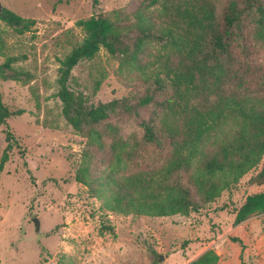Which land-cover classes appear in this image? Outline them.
<instances>
[{
    "label": "trees",
    "instance_id": "obj_1",
    "mask_svg": "<svg viewBox=\"0 0 264 264\" xmlns=\"http://www.w3.org/2000/svg\"><path fill=\"white\" fill-rule=\"evenodd\" d=\"M0 20L16 34L34 23L6 9ZM76 25L83 38L59 61L56 97L61 117L84 140L74 180L89 197L102 199L105 210L186 216L260 164L264 0H132ZM100 49L118 71L131 75L122 80L129 91L90 105L70 87V73ZM14 60L0 63V81L28 82ZM13 115L19 113L10 112L0 97V126ZM5 141L0 172L15 144L7 132ZM263 183L264 163L252 180L262 189L245 196L234 211V226L264 213ZM99 222V235L114 236L102 215ZM217 259L207 250L188 264Z\"/></svg>",
    "mask_w": 264,
    "mask_h": 264
},
{
    "label": "rangeland",
    "instance_id": "obj_2",
    "mask_svg": "<svg viewBox=\"0 0 264 264\" xmlns=\"http://www.w3.org/2000/svg\"><path fill=\"white\" fill-rule=\"evenodd\" d=\"M0 3L34 22L29 31L16 34L0 20V63L13 57V67L30 76L26 83L0 81L1 102L19 113L0 126V156L6 132L15 140L0 172V264H188L207 250L217 256L216 264H264V213L232 224L245 196L262 189L252 180L264 153L254 170L186 216L108 212L102 199L89 197L86 187L75 182L84 140L60 114L59 61L83 38L77 21L129 6L132 0ZM129 77L100 49L73 67L69 85L87 104L96 105L126 96L129 90L122 80ZM100 215L114 236L98 234Z\"/></svg>",
    "mask_w": 264,
    "mask_h": 264
},
{
    "label": "water",
    "instance_id": "obj_3",
    "mask_svg": "<svg viewBox=\"0 0 264 264\" xmlns=\"http://www.w3.org/2000/svg\"><path fill=\"white\" fill-rule=\"evenodd\" d=\"M1 11H2V6L0 3V14H1ZM32 224H33V228H34V233L38 234L39 233L38 220L35 218L32 219Z\"/></svg>",
    "mask_w": 264,
    "mask_h": 264
}]
</instances>
